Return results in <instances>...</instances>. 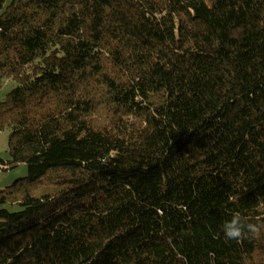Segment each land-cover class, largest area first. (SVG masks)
I'll use <instances>...</instances> for the list:
<instances>
[{
  "label": "trees",
  "instance_id": "1",
  "mask_svg": "<svg viewBox=\"0 0 264 264\" xmlns=\"http://www.w3.org/2000/svg\"><path fill=\"white\" fill-rule=\"evenodd\" d=\"M0 0V264H264V0Z\"/></svg>",
  "mask_w": 264,
  "mask_h": 264
},
{
  "label": "clouds",
  "instance_id": "2",
  "mask_svg": "<svg viewBox=\"0 0 264 264\" xmlns=\"http://www.w3.org/2000/svg\"><path fill=\"white\" fill-rule=\"evenodd\" d=\"M223 236L226 241H242L258 238L264 232V223H252L240 213H234L230 220L222 225Z\"/></svg>",
  "mask_w": 264,
  "mask_h": 264
},
{
  "label": "rangeland",
  "instance_id": "3",
  "mask_svg": "<svg viewBox=\"0 0 264 264\" xmlns=\"http://www.w3.org/2000/svg\"><path fill=\"white\" fill-rule=\"evenodd\" d=\"M11 0H4L2 7L8 5ZM14 82L7 81L2 85L0 91V98L4 97L6 92H8L13 86ZM8 131L0 132V160L7 161L9 160L7 141H8ZM27 174V167L25 165H18L11 169L1 170L0 169V189H5L7 186H10L13 182L18 179L24 178Z\"/></svg>",
  "mask_w": 264,
  "mask_h": 264
}]
</instances>
